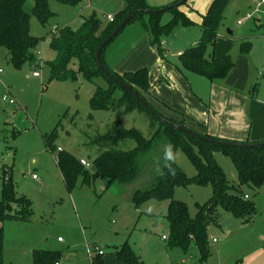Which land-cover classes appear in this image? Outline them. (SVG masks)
<instances>
[{
  "label": "rangeland",
  "instance_id": "374dc122",
  "mask_svg": "<svg viewBox=\"0 0 264 264\" xmlns=\"http://www.w3.org/2000/svg\"><path fill=\"white\" fill-rule=\"evenodd\" d=\"M174 1L177 0H146V4L150 8H159ZM211 1L187 0L182 7L192 5L197 10L192 11V18L198 21L200 13L206 11ZM123 2L48 0L52 13L48 21L42 24L33 16L30 19L31 34L45 37L37 45L41 51L40 56L36 55L37 63L41 64L40 77L32 76L33 68L27 60L22 62L21 68L15 69L7 52L0 47L3 71L0 74V175L5 166L10 167L17 191L25 194L32 206V214L27 220H7L0 225L3 232L1 264H31L34 249L58 251V264H92L91 255H99L102 264H122L114 255V249L125 241L140 256V264H264V184L254 199L257 214L251 221L242 223L220 209L221 227H209L207 231L209 255L205 261L200 260L194 246L183 250L168 246V240L162 239L169 228L165 217L167 201L149 200L138 207L134 205L133 193L149 188L167 161L165 151L170 145L162 132L152 138L147 152L139 154L138 173L129 182L106 187L104 180L98 177L87 184L79 176L71 191L64 185L55 162L56 148L79 160L85 159L90 166L95 155L104 150L91 139L107 133L113 123L125 129L134 128L146 138H151L160 127V122L155 120L151 129L150 118L143 110L92 109L89 100L94 84L78 73L74 79H49L45 59L53 57L49 49L51 28L57 25L58 29L70 26L78 30L92 14L105 24L103 15L115 17ZM33 3V0H26L27 12L31 11ZM178 11L182 12L179 7ZM171 17L170 12H164L160 23H166ZM142 18L146 20V15ZM142 18L127 24L107 45L103 55L111 54L113 59H120L143 37H149ZM191 24L190 20L189 26H183L178 20L170 34L160 36L159 40L165 46L159 45L162 52L156 51L159 56L155 57L167 60V67L179 65L180 51L199 39L200 27ZM216 34L214 55L228 56L233 62L223 86L232 89L239 95L238 99L243 100L254 99L256 90H260L259 100L264 101V1L227 0ZM147 45L149 49H156L150 42ZM143 50L138 51V61L156 68L157 64L150 63L151 56ZM165 52L167 55L164 56ZM188 80L193 91L208 100L205 92L208 80L198 75L188 76ZM51 133L53 153L46 147L44 139ZM134 146L133 139L123 138L114 149L129 150ZM214 156L229 183H235L237 173L229 156L221 151L215 152ZM174 161L187 176L195 175L194 166L181 148L176 149ZM89 166L85 167L88 169ZM243 190L252 194L248 188ZM210 195L209 185L193 184L175 188L174 197L184 201L190 216L194 217L196 203H204Z\"/></svg>",
  "mask_w": 264,
  "mask_h": 264
},
{
  "label": "trees",
  "instance_id": "16d2710c",
  "mask_svg": "<svg viewBox=\"0 0 264 264\" xmlns=\"http://www.w3.org/2000/svg\"><path fill=\"white\" fill-rule=\"evenodd\" d=\"M60 1L74 3L77 0ZM186 1L184 0L181 4ZM25 2L26 0H0V47L7 52L9 61L15 69L21 68L22 62L27 60L34 71L35 69L39 70L41 66L40 63H37L38 58L36 57L38 41L44 40L45 37H35L31 34L30 19L33 16L45 24L52 13L48 0H33L30 12L25 10ZM226 2L227 0H212L207 11L201 16L199 24L201 35L198 41L183 49L178 55L179 65L174 64V66L184 78H187V74H195L210 82H220L224 81L232 70L233 62L228 56L214 55L216 27L222 18ZM180 5L166 11L159 10L150 13L137 11L131 21L146 15V20L142 18V21L149 32L150 44L162 52L159 48L161 35L170 34L178 20H181L183 26L190 25V20L178 11ZM143 8H150L147 6L146 0H124L122 7L110 22L107 21L104 24L92 14L85 18L83 26L78 30L66 26L57 29V34L50 32L52 36L49 41V49L53 53V57L45 59L46 67L49 70V79L61 81L74 79L75 73H78L85 80L94 84L89 100L92 109L109 110L123 107L126 111L143 110L150 118L149 127L153 129L155 120L158 121V119L152 116L133 94L116 83L110 77L112 76L128 85L142 97L158 116L177 122L204 137L228 140L195 131L182 121L164 116L148 99L150 87L147 68L140 67L122 73L110 68L104 61L103 53L116 36L102 49L100 54L101 62L110 76L105 75L99 69L95 60V52L99 45L128 13ZM164 12H170L172 17L166 23H160V16ZM118 91L120 92L118 93ZM55 131L56 128L53 133ZM159 132L166 136L173 155L177 148L182 149L194 166L196 173L193 176H187L175 163L174 158L167 160L151 186L144 190H136L132 195V201L136 207L149 200L167 201L165 217L169 228L165 239L168 240V246H177L183 250L194 246L200 260L205 261L209 255L207 231L209 227L219 228L221 226L220 209L238 218L242 223L251 221L257 214L254 198L264 184V145L227 146L211 143L177 131L162 122L151 138H146L134 128L125 129L119 124L113 123L107 133L97 134L91 139L92 143L103 147L104 150L95 155L91 165H88L90 168L87 169L71 153L57 148L56 166L68 191H71L79 176L82 177V182L87 184L98 177L104 180L106 187L114 183H126L137 175L139 154L145 153L151 148L152 138ZM51 136L52 133L44 139L46 147L53 153L55 148L52 145ZM123 138L133 139L135 146L129 150L114 149V145ZM188 141L195 143L196 146H192ZM262 141L264 139L244 142L255 144ZM218 151L229 156L232 161L237 173L235 183H229L222 167L217 163L214 154ZM0 177V223L7 220H27L32 214L31 201L25 195L18 193L11 175V168L5 166ZM193 184L209 185L211 195L204 203H196V213L194 217H191L187 204L176 199L174 194L175 188ZM243 188L250 189L252 194L244 192ZM245 195H247L246 198ZM114 255L122 264H140V256L133 251L127 241L114 249ZM2 257L3 232L0 227V264ZM31 257V264H55L58 263L59 252L34 249ZM91 262L92 264H102L99 255H91Z\"/></svg>",
  "mask_w": 264,
  "mask_h": 264
},
{
  "label": "crops",
  "instance_id": "0c3cea01",
  "mask_svg": "<svg viewBox=\"0 0 264 264\" xmlns=\"http://www.w3.org/2000/svg\"><path fill=\"white\" fill-rule=\"evenodd\" d=\"M183 5L186 4H181L179 9L190 18L192 21L191 25L196 24L199 26L201 16L207 11L209 6L204 13H200L198 21H196L192 18V11L197 10L192 5H188L187 8L183 9ZM147 42L149 43L150 40L148 36H145L120 59L115 60L109 54L107 56L103 55L104 61L118 73L135 70L140 67L147 68L150 87L148 99L164 116L182 121L187 127L195 131L219 138L241 142L264 139V118L261 120L264 117V101L259 100L260 90H256L254 99H245V101L241 97H239L241 99H238L239 95L232 89L224 87V81H208L209 84L205 85L208 100L203 99L200 93L198 95L193 91L188 80V76L195 75H187V78H184L173 64L167 67V60L162 61L160 57L156 58L155 55L159 56V54H156L158 50L150 47L153 52L150 51ZM195 43L196 41L191 45ZM141 48H144L143 51L151 56L150 63H156V68L149 66V63L138 61L137 55ZM165 55H167L166 52L164 53ZM158 65L162 67L159 68ZM150 76L152 77V82H150ZM165 78H168L169 81ZM33 178L36 179V177ZM260 189L255 198L258 196ZM58 241H60L59 238Z\"/></svg>",
  "mask_w": 264,
  "mask_h": 264
},
{
  "label": "water",
  "instance_id": "95a60500",
  "mask_svg": "<svg viewBox=\"0 0 264 264\" xmlns=\"http://www.w3.org/2000/svg\"><path fill=\"white\" fill-rule=\"evenodd\" d=\"M184 0H179L176 3L173 4H169L166 5L164 7H161L160 9H151V8H143V9H138L136 11H131L130 13H128L123 19L122 21L116 26V28L111 32V34L99 45L98 49L95 52V60L96 63L99 67V69L107 76H110L109 72L105 69V67L103 66L102 62H101V58H100V54L102 49L131 21V19H133L135 12L137 11H141L143 13H150V12H156V11H166L168 9H171L174 6L180 5ZM228 33H230V31H228ZM116 83H118L122 88H124L125 90H127L128 92H130L131 94H133V96L139 100V102L143 105V107L152 115L154 116L156 119H158V121L167 124L169 127L176 129L177 131H180L182 133H186L189 134L197 139H201L203 141H208L211 143H216V144H220V145H227V146H247V145H264V141L259 142V143H255V144H250V143H246V142H235L232 140H215L212 138H208V137H204L198 133H195L193 131H191L190 129L182 126L181 124L177 123V122H173L169 119H167L166 117H162V116H158L153 109L148 105V103L142 98L140 97L136 92H134L128 85L124 84L123 82H121L119 79L117 78H113L112 76H110Z\"/></svg>",
  "mask_w": 264,
  "mask_h": 264
},
{
  "label": "built area",
  "instance_id": "2783aa9c",
  "mask_svg": "<svg viewBox=\"0 0 264 264\" xmlns=\"http://www.w3.org/2000/svg\"><path fill=\"white\" fill-rule=\"evenodd\" d=\"M264 1V0H263ZM250 15H248V17H249ZM104 17H105V19L107 20V21H112L113 20V16H111V15H104ZM57 29H58V27H57V25H54L52 28H51V34H55L56 32H57ZM163 44H164V42L163 41H161L160 42V45L161 46H163ZM36 55L37 56H40L41 55V51L40 50H37L36 51ZM3 71H2V69L0 68V74L2 73ZM32 76H34V77H40V72H39V70L38 69H35L33 72H32ZM58 150H61V148H57ZM80 163L82 164V165H84V166H88V163L86 162V160L85 159H80ZM33 177H35V176H33ZM247 197V195H245V198ZM162 238H165V236L164 235H162ZM60 239V238H59ZM213 241H216V239H213ZM99 254H101V252L99 251ZM55 264H58V263H55Z\"/></svg>",
  "mask_w": 264,
  "mask_h": 264
},
{
  "label": "clouds",
  "instance_id": "9594fccd",
  "mask_svg": "<svg viewBox=\"0 0 264 264\" xmlns=\"http://www.w3.org/2000/svg\"><path fill=\"white\" fill-rule=\"evenodd\" d=\"M174 158L173 151L171 146H169L165 151V159L166 160H172Z\"/></svg>",
  "mask_w": 264,
  "mask_h": 264
}]
</instances>
